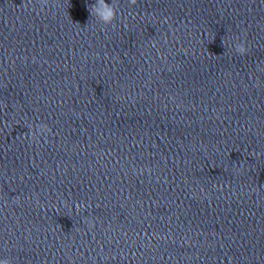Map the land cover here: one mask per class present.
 Instances as JSON below:
<instances>
[{
    "label": "clouds",
    "instance_id": "obj_1",
    "mask_svg": "<svg viewBox=\"0 0 264 264\" xmlns=\"http://www.w3.org/2000/svg\"><path fill=\"white\" fill-rule=\"evenodd\" d=\"M31 2L32 0H29V3ZM48 2L49 0H38L41 11H43L45 6L48 5ZM128 3L134 6L137 3V0H128ZM88 10L90 12V16L94 17L100 24L105 26L112 25L115 27L114 21H116L118 13V4L115 0H113V3H108L106 0H95V3L88 5ZM237 39L239 38L237 37ZM234 48L240 55H244L248 51L245 47L244 41L242 40L239 43H235ZM259 70L264 71V69ZM50 132L51 129L43 123L29 125V134L36 140L37 143H39L40 137L44 136L46 133L50 134ZM85 222L87 223V220ZM89 226L91 227V225ZM0 264H12V262L10 258L5 257L0 258Z\"/></svg>",
    "mask_w": 264,
    "mask_h": 264
}]
</instances>
